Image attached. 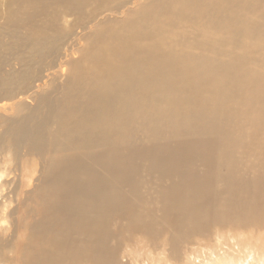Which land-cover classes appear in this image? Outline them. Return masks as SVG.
Listing matches in <instances>:
<instances>
[{
	"label": "bare ground",
	"instance_id": "obj_1",
	"mask_svg": "<svg viewBox=\"0 0 264 264\" xmlns=\"http://www.w3.org/2000/svg\"><path fill=\"white\" fill-rule=\"evenodd\" d=\"M157 1L0 0V234L13 235L15 222L25 232L19 253L6 264H117L99 254L112 246L115 218L126 221L133 209L112 178H102L81 158L114 172L115 160L126 153L114 147L140 133L148 140L163 128L230 138L232 127L222 122L232 119L236 110L228 100L241 90L255 98L251 108L264 112V0H169L156 7ZM154 12L170 25H195L224 37L197 43L210 56L189 51L194 46L184 37L167 45ZM34 143L49 155L32 179L17 150L25 146L30 153ZM227 153L220 155L217 189L204 195L206 208L181 217L177 239L206 226L210 207L216 225L232 219L264 226V200L251 209L249 188L232 170L238 162ZM187 174L192 195L199 187L194 173ZM6 184L12 190L5 194ZM138 230L155 244L158 235L146 232L144 221ZM171 252L177 259L178 246ZM237 253L211 251L176 264H264V250Z\"/></svg>",
	"mask_w": 264,
	"mask_h": 264
},
{
	"label": "rangeland",
	"instance_id": "obj_2",
	"mask_svg": "<svg viewBox=\"0 0 264 264\" xmlns=\"http://www.w3.org/2000/svg\"><path fill=\"white\" fill-rule=\"evenodd\" d=\"M168 1L158 0L155 5L156 7L163 6ZM153 17L161 23L160 30L164 31V42L167 45L173 46L176 43L172 40L174 36L184 37L187 43L194 46L187 48L194 54L210 56L211 51L198 47L197 43L204 39L218 40L224 37L223 33L201 31L195 25L186 26L179 22L170 25L168 19L159 15L158 12H154ZM81 43H85L84 39ZM175 49L178 52L182 51V47L178 45ZM256 53L254 51L253 56ZM220 59H222V55ZM44 80L51 83L49 79ZM58 83L57 80L54 82V84ZM243 91L241 90L233 102L228 100V103L235 106L236 110L233 111L232 119H229L228 123L226 120L222 122L226 129L232 127L229 128L230 138L225 136L222 131L223 134L206 133L205 135L202 132H196L175 135L163 128V130H156L148 140L143 133H140L137 137H132L126 143L127 145L114 147L125 149L126 152L115 160L117 163L115 169H110L114 172L104 171L99 161L96 162L97 164H89L84 157L81 158L84 165H91L92 169H96L102 178L109 180L112 178V186L119 191L120 195L122 194L121 196L124 192L131 206L129 210L133 209L127 214L129 219L126 221L115 218L117 221L113 224L116 229L108 237L112 246L108 251H101L100 256L114 260L117 264H176V261L186 263L193 258H203L211 251H220L226 255L227 252H236L237 250V256L241 257L248 248H251L252 251L258 248L264 250V226L254 228L231 219L226 223L217 224L218 227L211 218L214 214L213 207L207 210L210 214L204 211L206 215L208 214L207 217L210 216L208 219L213 223L206 217V226L202 224L194 227V232L191 230L189 234L188 232L184 233L183 239H177L178 234L176 233L184 214H191L197 209L196 206H199L196 213H201L206 208V201L203 198L205 196L208 198V195L211 194L208 190L212 192V189H217L218 177L222 169L219 164V160L222 159L220 155L226 156L227 150L231 151L234 160L238 162V166L232 169L236 173V180L240 176L245 186L249 188L251 209L254 205H260L259 201L264 200V112L260 108L257 110L251 108V105L255 103V98L248 97V94ZM43 117L44 114L41 112L36 113V122L43 123ZM42 127L45 126L42 124ZM40 130L41 126L35 133L38 134ZM35 136L37 135L34 134V140L43 142V139L35 138ZM131 141H135V143ZM40 146L34 143L30 153L25 146L17 150L18 155L23 157L22 165L30 170L32 179L39 176L41 166L44 165L47 155H49L47 154L48 150L41 152ZM220 148L225 149L226 154ZM23 152H26L27 156H23ZM4 155H7L6 149L2 152V156ZM4 160L7 163L12 162L9 158ZM127 168H130L128 173H126ZM187 173H194V187H199L198 190L201 193L199 196L197 195L199 191L196 192V189L190 195L191 182L186 180ZM205 176H208L207 179ZM33 183L32 185L37 184L35 180ZM204 184L207 185L203 186ZM233 184L237 183L233 180ZM6 185L4 193L11 192L12 185ZM208 200L209 208L211 198L209 197ZM186 201L189 202L184 204ZM13 206L15 207L16 204ZM195 215L198 216V214ZM14 216L15 214L11 217ZM141 221H144L147 226L146 232L158 235L154 245L149 244L146 235L139 232L138 224ZM208 223L210 226H207ZM19 224L15 222L10 230L14 232L13 235L8 232L0 234L2 264H6L9 256L16 254V250L17 254L19 253L20 239L25 235ZM201 226H204L205 229ZM175 246H178L177 259H173V252H171ZM85 264L91 263L86 261Z\"/></svg>",
	"mask_w": 264,
	"mask_h": 264
}]
</instances>
